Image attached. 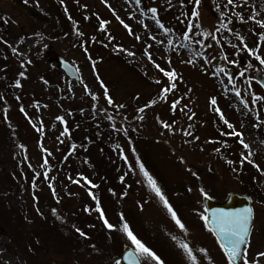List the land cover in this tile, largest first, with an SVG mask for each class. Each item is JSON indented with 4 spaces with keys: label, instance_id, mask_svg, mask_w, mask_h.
I'll return each mask as SVG.
<instances>
[{
    "label": "rangeland",
    "instance_id": "374dc122",
    "mask_svg": "<svg viewBox=\"0 0 264 264\" xmlns=\"http://www.w3.org/2000/svg\"><path fill=\"white\" fill-rule=\"evenodd\" d=\"M35 8L85 16L76 29L59 16V35ZM249 21L259 26L255 44L237 26ZM261 24L264 0H0V264H117L125 249L137 252L124 224L156 257L139 255L142 264H229L202 199L221 203L247 189L225 155L264 185V92L252 78L264 75ZM48 50L80 80L48 62ZM70 111L111 133L114 162ZM252 206L242 264H264V205Z\"/></svg>",
    "mask_w": 264,
    "mask_h": 264
},
{
    "label": "snow or ice",
    "instance_id": "6c2138e0",
    "mask_svg": "<svg viewBox=\"0 0 264 264\" xmlns=\"http://www.w3.org/2000/svg\"><path fill=\"white\" fill-rule=\"evenodd\" d=\"M137 2H139V0H137ZM196 2L198 4L199 0H196ZM228 3L231 4L232 0H228ZM151 11L153 13V16H155V9H151ZM192 15L197 16L198 13L194 11ZM260 26L264 27V24H261ZM262 39H264V37H262ZM241 42L243 43V41ZM250 54L252 53L250 52ZM129 55H131V53H129ZM257 59H259V57H257ZM260 62L264 64V60H261ZM220 71L223 70L221 69ZM164 74L168 76L170 80H172L176 75L174 72L172 73L165 72ZM229 80H231V77H229ZM17 86H19V84H17ZM163 91L167 92L168 89H164ZM236 95L239 96V93L237 92ZM109 102L111 103V101ZM211 103L215 105L216 103L215 99H213ZM173 108H175V104H173ZM221 119H223L222 114H221ZM225 123H227V121H225ZM229 127H231V125H229ZM234 134L236 136H240V133L238 132ZM244 146L248 147L247 145ZM141 172L144 173L148 185L150 186L151 190L155 193V195L159 198V200L162 202L163 207L171 215L172 220L175 221L176 225L181 230H184V225L177 218L175 211L170 206L165 196L162 194L161 189L156 184V181L151 176H149L147 172L144 171L143 166H141ZM97 211H100V209L98 208ZM101 215H103L102 212ZM251 216H252V210L250 208L244 209L243 211L240 212H231V213L221 212V213L213 214L211 227H209V231L213 232L217 236L218 241L220 242V246L224 250L226 257L228 258L229 264H234L236 260L241 258V246L246 243L247 237L249 236L250 226H251ZM202 219H204L205 224L207 226L209 218L207 216H204L202 217ZM105 223L109 229L112 228L110 224H107V222ZM122 231L127 234V238L131 241L132 245L135 246L138 255L151 257L153 260L156 259L154 254L149 249H147L133 235V233L129 230L127 224H124L122 226ZM178 246L187 254L188 257L192 258L193 261L195 260V258L192 255V250L189 248V245L187 243L181 242L179 243ZM244 255L246 257L247 253L245 252ZM260 256L264 257V253H261ZM125 258L128 260V264H137L138 257L133 255L132 252H129ZM117 264H119L118 261ZM243 264H249V261L245 258Z\"/></svg>",
    "mask_w": 264,
    "mask_h": 264
},
{
    "label": "trees",
    "instance_id": "16d2710c",
    "mask_svg": "<svg viewBox=\"0 0 264 264\" xmlns=\"http://www.w3.org/2000/svg\"><path fill=\"white\" fill-rule=\"evenodd\" d=\"M77 16L73 15L72 17L69 14H64L63 11H60L59 13L52 14V13H47L39 8H35L32 11V14L34 15L35 19L45 23L46 25H51L54 30L58 29L59 30V35L63 34L65 30L60 29V19L59 16L65 17L66 19V25L67 27L70 28H77V19H82L84 15V11L81 10L80 8L76 9ZM237 26L243 27L244 29V34L246 35V38L249 43L255 44L257 41V35H258V25L252 21L246 22V23H240L237 24ZM109 48L112 49L113 47L111 46V43H109ZM242 87V85L238 84V89L237 91L241 94L242 97H245L248 95L246 94V90L242 87V89L239 90V88ZM243 91V92H241ZM68 119H72L75 127L79 128L80 130L84 131V137L90 141V142H98L102 145V141L105 142V152H106V159L109 160V162H114L115 161V152L114 148L110 146L111 140L107 135H110L111 133H107L103 129L97 128V125L92 123V118L90 116L87 117H80L76 111H70V114L68 115ZM74 126V125H73ZM73 127V128H75ZM93 130V131H91ZM95 132V135H94ZM98 134V135H97ZM88 146V144H85ZM108 149V150H107ZM226 148L224 145H219L218 147V155H224L227 154ZM228 155L223 156V160L225 163L228 165V167H232L235 169L236 172H238V175L241 177H244L246 179V183L242 182L241 184H244V186L247 187L243 194H246L250 196L254 202H258L262 205H264V185L259 182V177L257 175V171L253 170L249 165L242 159L238 160L235 156L227 157ZM110 171L114 172V169H110ZM41 172H37L36 175L39 176ZM240 180V179H239ZM120 263V260H116Z\"/></svg>",
    "mask_w": 264,
    "mask_h": 264
},
{
    "label": "water",
    "instance_id": "95a60500",
    "mask_svg": "<svg viewBox=\"0 0 264 264\" xmlns=\"http://www.w3.org/2000/svg\"><path fill=\"white\" fill-rule=\"evenodd\" d=\"M44 57L48 62L54 63L56 69L59 70L69 80L75 81V82H78L80 80V76H79V73L77 71V68L73 64H71L69 61H67L63 57L59 56L56 52H54L52 50H48L44 53ZM243 64H244V61L241 60L240 65H243ZM229 67H231L233 69L238 68L237 66H235L233 64H230ZM252 78L261 87V89L264 92V75L260 71H256L252 75ZM202 203H203V206L205 209V216H207L209 218L207 226H206L205 221H204L205 227L208 230H209V227H211V221H212L214 213L240 212V211H243L244 209L250 208L252 210V216H251L250 232H249V236L247 237V240H246V243H247V241L250 237L251 231H252L253 213H254V209L252 206V200L249 196L244 195V194H239V193H231L221 203L215 202L214 200H212L208 196H203ZM210 233L214 236L218 245L220 246V242L218 241L217 236L211 231H210ZM246 243L241 246V258L236 260L234 262V264H242L243 249H244ZM220 248H221V246H220ZM221 250L224 253V250L222 248H221ZM129 252H132L133 255L138 257L137 258V264H142V261H141L139 255L132 248L125 249L121 253L120 261L122 264H128V260L125 257L127 256V254ZM224 255H225V253H224ZM225 257H226V255H225ZM226 259L228 260L227 257H226Z\"/></svg>",
    "mask_w": 264,
    "mask_h": 264
}]
</instances>
